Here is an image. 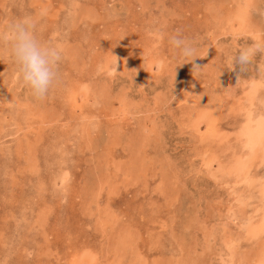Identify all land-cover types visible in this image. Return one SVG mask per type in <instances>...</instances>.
<instances>
[{"label":"rangeland","instance_id":"1","mask_svg":"<svg viewBox=\"0 0 264 264\" xmlns=\"http://www.w3.org/2000/svg\"><path fill=\"white\" fill-rule=\"evenodd\" d=\"M25 16L63 57L37 100L0 41V264H259L264 54L216 46L264 0H0V34Z\"/></svg>","mask_w":264,"mask_h":264},{"label":"clouds","instance_id":"2","mask_svg":"<svg viewBox=\"0 0 264 264\" xmlns=\"http://www.w3.org/2000/svg\"><path fill=\"white\" fill-rule=\"evenodd\" d=\"M8 33L10 35L0 34V41L10 39L11 55L21 83L29 89L34 98L44 99L58 80L57 65L63 57V50L39 39L35 34L34 21L27 16L9 25ZM169 44L178 50L184 60L193 61L198 56L193 43L180 33L171 35ZM216 47L219 55L227 58L226 62L231 70L239 66L240 74L248 70L257 53L264 54V40H257L249 46L241 47L235 55L222 44H217ZM259 70L264 75V63L259 66Z\"/></svg>","mask_w":264,"mask_h":264},{"label":"bare ground","instance_id":"3","mask_svg":"<svg viewBox=\"0 0 264 264\" xmlns=\"http://www.w3.org/2000/svg\"><path fill=\"white\" fill-rule=\"evenodd\" d=\"M262 130H264V129H262ZM252 135H254V137H252L251 138V142H260V139H262L263 137H264V131H260V132H258L256 135L255 134H252ZM241 161V160H240ZM238 165V164H237ZM243 166V165H242ZM236 167V166H235ZM241 167V166H240ZM243 168V167H242ZM243 169H245V168H243ZM237 170V169H236ZM239 172H240V170H239ZM243 173H245V172H243ZM240 174V173H239ZM243 175V174H242ZM261 230H263L264 231V222L262 223V229ZM264 246V245H263ZM263 249H262V252L261 253H259V255H260V263L259 264H264V247H262ZM226 254V253H225ZM227 262H229V261H227Z\"/></svg>","mask_w":264,"mask_h":264}]
</instances>
